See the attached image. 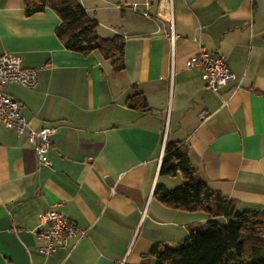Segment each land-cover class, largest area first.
<instances>
[{
	"label": "crops",
	"instance_id": "0c3cea01",
	"mask_svg": "<svg viewBox=\"0 0 264 264\" xmlns=\"http://www.w3.org/2000/svg\"><path fill=\"white\" fill-rule=\"evenodd\" d=\"M76 1L100 38H123V71L66 51L53 11L25 17L22 0H0V57L41 68L34 89L5 91L33 131L55 129L48 165L25 135L0 129V264H154L152 244L176 246L205 222L153 195L179 180L159 175L166 141L238 211L264 212V0ZM200 48L235 77L218 93L186 66ZM133 93L149 111L125 106ZM50 209L85 236L43 257L39 219Z\"/></svg>",
	"mask_w": 264,
	"mask_h": 264
},
{
	"label": "trees",
	"instance_id": "16d2710c",
	"mask_svg": "<svg viewBox=\"0 0 264 264\" xmlns=\"http://www.w3.org/2000/svg\"><path fill=\"white\" fill-rule=\"evenodd\" d=\"M22 8L25 17L53 11L60 21L55 37L66 51L84 57L97 53L114 73L124 70L123 38H100L97 23L76 0H22ZM125 106L149 111L141 93L128 96ZM159 175H180L183 183L173 189L157 184L156 200L166 208L198 214L205 222L176 246L152 244L147 255L154 264H264V212L238 211L235 202L210 189L199 179L187 149L179 143L165 142Z\"/></svg>",
	"mask_w": 264,
	"mask_h": 264
},
{
	"label": "built area",
	"instance_id": "2783aa9c",
	"mask_svg": "<svg viewBox=\"0 0 264 264\" xmlns=\"http://www.w3.org/2000/svg\"><path fill=\"white\" fill-rule=\"evenodd\" d=\"M170 6V0H167ZM146 15L144 12H140ZM177 36L174 35L171 26L169 36L173 46ZM188 68L198 67L201 70V80L205 87L218 93V90L235 80L230 71L226 59L219 54H212L200 48L196 55L186 61ZM41 68H23L20 59L11 55L0 57V129L14 131L23 134L26 141L32 147L37 161L42 165H48L47 154L50 150V137L54 134V128H43L33 131L20 114L22 105L14 100L5 89L9 84H16L22 88L32 90L38 84V71ZM206 117V113H201ZM40 225L45 226L37 233V237L43 241L38 248V253L43 257H49L53 251L68 239H79L85 236L84 231L78 230L74 224L55 210H48L40 216Z\"/></svg>",
	"mask_w": 264,
	"mask_h": 264
},
{
	"label": "rangeland",
	"instance_id": "374dc122",
	"mask_svg": "<svg viewBox=\"0 0 264 264\" xmlns=\"http://www.w3.org/2000/svg\"><path fill=\"white\" fill-rule=\"evenodd\" d=\"M177 179L180 180V184H179V180H178V184H177L175 187L180 186V185L183 183V180H182V178H181L180 175H177ZM175 187H173V188H175ZM173 188H172V189H173ZM219 222H221V220H219ZM197 226H199V225H197Z\"/></svg>",
	"mask_w": 264,
	"mask_h": 264
}]
</instances>
